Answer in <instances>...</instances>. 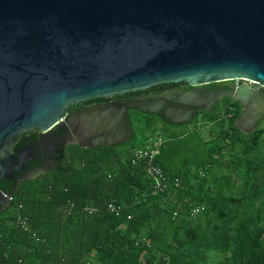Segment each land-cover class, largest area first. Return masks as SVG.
I'll use <instances>...</instances> for the list:
<instances>
[{
    "label": "water",
    "instance_id": "1",
    "mask_svg": "<svg viewBox=\"0 0 264 264\" xmlns=\"http://www.w3.org/2000/svg\"><path fill=\"white\" fill-rule=\"evenodd\" d=\"M236 78L260 88L194 87L68 112L158 84ZM224 97L242 106L237 128L255 131L264 118V0H0V179L14 181L11 147L23 133L61 129L80 147H114L133 137L130 109L184 125ZM9 197L0 188V204Z\"/></svg>",
    "mask_w": 264,
    "mask_h": 264
},
{
    "label": "trees",
    "instance_id": "2",
    "mask_svg": "<svg viewBox=\"0 0 264 264\" xmlns=\"http://www.w3.org/2000/svg\"><path fill=\"white\" fill-rule=\"evenodd\" d=\"M241 113L238 102L225 99L189 124L171 125L130 109L128 143H70L36 178L17 186L2 180L12 199L4 210L0 205V264H264V118L246 134L235 124ZM155 130L166 141L155 160L171 182L164 193H153L147 162L132 156ZM183 137L197 142L186 148L202 149L197 161L174 157L179 142L169 140ZM109 202L124 207L120 216L108 211ZM196 206L203 211L191 217ZM19 215L35 237L16 226Z\"/></svg>",
    "mask_w": 264,
    "mask_h": 264
},
{
    "label": "flooded vegetation",
    "instance_id": "3",
    "mask_svg": "<svg viewBox=\"0 0 264 264\" xmlns=\"http://www.w3.org/2000/svg\"><path fill=\"white\" fill-rule=\"evenodd\" d=\"M243 86L251 87L254 90H258L260 88V86H258L256 83L243 78L214 81L202 85H195L190 81L184 80L178 83L168 84L167 87H165L164 89L158 92H148V93H142L139 95H132V96L131 94H129V96L127 97L125 96L123 99L137 98L151 93H161L170 90H178V89L190 90L193 89L194 87H202L205 91L234 92L238 87H243ZM115 99H120V98H113L111 100H115ZM225 99H229V98L224 97L223 100H221L220 102H223ZM101 100H102L101 102H107L104 101V99ZM202 112L203 111H198L195 114V116L201 114ZM155 116L160 121L168 122L162 114ZM57 131L58 132L54 131L47 134H41L38 130H32L18 136V139L11 147V151L12 153L16 154V160H17V162L14 161L11 164L12 167H14L12 171L13 172L12 177L14 180L12 182L13 183L15 182L14 186H17L20 181L29 179V177L33 175L38 176L44 173L45 170L53 166L56 159L60 155L59 151L61 150V148L63 146H66L67 144H70L69 142H66L67 137L63 135V131L60 129H58ZM4 175L6 176V178H10L8 174H4ZM2 180L10 181L9 179H0V183ZM0 205L2 206V204Z\"/></svg>",
    "mask_w": 264,
    "mask_h": 264
},
{
    "label": "built area",
    "instance_id": "4",
    "mask_svg": "<svg viewBox=\"0 0 264 264\" xmlns=\"http://www.w3.org/2000/svg\"><path fill=\"white\" fill-rule=\"evenodd\" d=\"M165 139L163 136L159 133L158 130L153 131L152 133L148 134L146 136V139L144 140L142 146L135 148L132 151V156L135 161H146V173L148 177L152 180V189L153 193H164L167 191L170 181L169 178L164 174L163 170L155 163V160L160 155L161 150L165 146ZM178 182L177 179L174 180V184L176 185ZM9 201L11 200V197L8 198ZM107 209L108 211L115 215L120 216L122 213L123 208L120 205H115L114 203H107ZM21 206H18V209H20ZM85 211L89 214H92L95 212L94 208L86 207ZM201 211H203L202 206H196L192 207L189 210V215L191 217L197 216ZM130 218L129 216L127 217ZM15 224L17 227H19L21 230L30 233L33 237H35V233H33L30 230L28 219L26 216L19 215L16 217Z\"/></svg>",
    "mask_w": 264,
    "mask_h": 264
},
{
    "label": "rangeland",
    "instance_id": "5",
    "mask_svg": "<svg viewBox=\"0 0 264 264\" xmlns=\"http://www.w3.org/2000/svg\"><path fill=\"white\" fill-rule=\"evenodd\" d=\"M197 125L199 126V127H201L202 125H201V123L199 122H197ZM152 132V131H151ZM197 137V136H196ZM187 139L188 138H186V137H183L181 140H169V143H172V144H175V141L176 142H179V145L177 144V146L176 145H172V146H176L177 147V150H179V152L178 151H176V153H175V155H174V157L177 159V161H179L181 164H182V161H183V159H185V160H187V161H191V162H194V161H197L198 160V158H200L201 156H202V149H200V148H197V149H189V148H186V147H192V146H194V145H197V142L196 141H193V142H190V141H188V142H186L187 141ZM66 142H70L69 140H66ZM180 158H182V160L180 159ZM181 160V161H180ZM34 176V175H33ZM32 176V177H33ZM10 196V195H9ZM11 197V199H12V196H10ZM11 201V200H10ZM10 201L8 202V204H2V210H4L9 204H10ZM112 203V202H111ZM116 205V204H115ZM121 206V205H120ZM123 209H124V207L123 206H121ZM1 212V211H0Z\"/></svg>",
    "mask_w": 264,
    "mask_h": 264
}]
</instances>
